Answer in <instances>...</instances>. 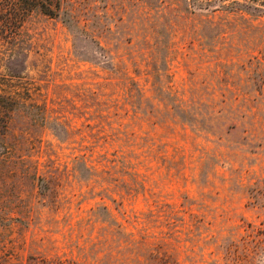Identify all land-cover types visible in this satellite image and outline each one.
<instances>
[{
	"label": "rangeland",
	"instance_id": "1",
	"mask_svg": "<svg viewBox=\"0 0 264 264\" xmlns=\"http://www.w3.org/2000/svg\"><path fill=\"white\" fill-rule=\"evenodd\" d=\"M2 91L0 264H264V0H61Z\"/></svg>",
	"mask_w": 264,
	"mask_h": 264
},
{
	"label": "trees",
	"instance_id": "2",
	"mask_svg": "<svg viewBox=\"0 0 264 264\" xmlns=\"http://www.w3.org/2000/svg\"><path fill=\"white\" fill-rule=\"evenodd\" d=\"M60 10L61 0H0V38L12 40L17 37L25 20L35 12L56 17ZM6 95L10 93H0V96Z\"/></svg>",
	"mask_w": 264,
	"mask_h": 264
}]
</instances>
